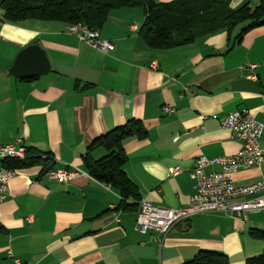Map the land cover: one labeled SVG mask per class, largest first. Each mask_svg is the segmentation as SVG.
Segmentation results:
<instances>
[{
	"label": "crops",
	"instance_id": "1",
	"mask_svg": "<svg viewBox=\"0 0 264 264\" xmlns=\"http://www.w3.org/2000/svg\"><path fill=\"white\" fill-rule=\"evenodd\" d=\"M143 20L141 7L111 10L100 32L115 47L104 51L69 32L65 22L4 20L0 4V146L23 143L47 153L52 168L85 170L83 154L95 137L139 118L147 136L125 140V171L141 198L183 207L194 192L189 171L195 159L232 155L243 146L222 119L248 108L264 124V25L233 46L223 29L160 49L139 34ZM33 43L45 50L50 72L30 80L10 75L17 53ZM163 105L173 112L165 114ZM175 167L182 172L170 175ZM42 169L20 168L0 200V264H181L200 249L223 252L230 264H247L264 250V239L250 234L264 229V210L245 223L222 212L197 214L175 225L159 245L155 234L135 229L138 210L115 209L121 198L111 186L85 173L64 183ZM261 179L264 161L234 174L237 185Z\"/></svg>",
	"mask_w": 264,
	"mask_h": 264
},
{
	"label": "trees",
	"instance_id": "2",
	"mask_svg": "<svg viewBox=\"0 0 264 264\" xmlns=\"http://www.w3.org/2000/svg\"><path fill=\"white\" fill-rule=\"evenodd\" d=\"M230 3L231 0H0L3 19L7 21L55 20L65 22L68 26L80 23L99 32L111 10L141 7L144 20L139 34L149 47L160 49L188 44L223 29L228 32L229 42L232 40L230 46H233L240 43L247 32L264 25V0L254 5L245 2L238 8H233ZM237 26L240 28L232 37V31ZM33 78L36 76L26 80ZM132 136H147L144 123L139 118L133 117L95 137L83 154L85 171L94 179L110 185L120 195L116 210H138L141 199L137 185L125 171L128 155L124 142ZM98 149H104L106 154L96 158L94 153ZM1 162L4 168L19 169L41 164L43 175L55 165L47 153L28 146L24 158L8 157L1 159ZM3 231L4 227L0 223V233ZM250 234L264 239V229L252 228ZM181 264L230 262L228 255L223 252L200 249L193 258ZM247 264H264V250L249 257Z\"/></svg>",
	"mask_w": 264,
	"mask_h": 264
},
{
	"label": "built area",
	"instance_id": "3",
	"mask_svg": "<svg viewBox=\"0 0 264 264\" xmlns=\"http://www.w3.org/2000/svg\"><path fill=\"white\" fill-rule=\"evenodd\" d=\"M134 28H137L134 25ZM68 31L77 37L100 48L104 51L114 49V43L102 38L97 30L85 27H71ZM254 69L256 65L252 64ZM254 77L253 73L249 74ZM264 99V96H262ZM165 114L173 112L169 105H163ZM264 111V105L261 109ZM222 127L229 130L233 138L243 142L242 148L232 155H222L209 158L199 156L195 159L189 175L194 182L192 205L183 207H171L155 204L146 198L139 201L138 215L135 229L141 234L152 232L155 240L162 245L170 230L183 221L193 216L207 212H222L231 217L238 218L245 223L251 213L264 210V179L246 185H237L234 174L241 167H260L264 161V147L261 145V137L264 124L256 118L248 108L236 109L230 112L221 121ZM5 149H14V155L26 154V145L23 143H5L0 146V156L5 155ZM218 164V170L208 171L207 167ZM182 172L180 167L170 171V175ZM19 173V168H0V200L7 196L10 181ZM79 173L89 175L85 170L79 168L62 167L51 168L45 176L52 180L68 182ZM90 176V175H89ZM92 177V176H90ZM103 183V182H102ZM110 187V185L103 183ZM13 257L12 251H8ZM17 264H22L15 259Z\"/></svg>",
	"mask_w": 264,
	"mask_h": 264
},
{
	"label": "water",
	"instance_id": "4",
	"mask_svg": "<svg viewBox=\"0 0 264 264\" xmlns=\"http://www.w3.org/2000/svg\"><path fill=\"white\" fill-rule=\"evenodd\" d=\"M51 70V62L39 43H33L21 49L14 63L8 69L10 75L32 77L46 75Z\"/></svg>",
	"mask_w": 264,
	"mask_h": 264
},
{
	"label": "bare ground",
	"instance_id": "5",
	"mask_svg": "<svg viewBox=\"0 0 264 264\" xmlns=\"http://www.w3.org/2000/svg\"><path fill=\"white\" fill-rule=\"evenodd\" d=\"M71 27H85V28H88L86 26H84L83 24H71L67 27L68 28H71ZM26 154H23V155H14V149H5V155H1L0 157L2 159H6L8 157H17V158H24ZM0 168H4V167H0ZM189 205H192V198L190 199V204Z\"/></svg>",
	"mask_w": 264,
	"mask_h": 264
}]
</instances>
